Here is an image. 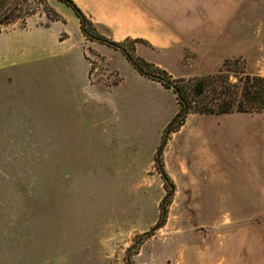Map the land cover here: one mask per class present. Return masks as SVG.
I'll use <instances>...</instances> for the list:
<instances>
[{
  "label": "rangeland",
  "instance_id": "obj_1",
  "mask_svg": "<svg viewBox=\"0 0 264 264\" xmlns=\"http://www.w3.org/2000/svg\"><path fill=\"white\" fill-rule=\"evenodd\" d=\"M74 1L85 11L91 5ZM220 1L205 0L211 9ZM58 2L0 0V32L42 13L58 18L53 7ZM190 12L229 19L217 31L207 25L209 37L226 54L240 51L237 66L243 71L264 76L262 49L247 56V39L261 40L263 34L264 0ZM184 13L178 10L175 18ZM237 21L239 43L230 30ZM83 36L91 82L117 84L118 69L127 76L133 66L119 50ZM5 44L6 35H0V264H264V202L205 200L235 193L213 188L245 185L244 177L220 166L231 163L227 147L246 145L237 134L248 128L245 121L203 115L199 127L187 128L201 133L169 131L159 155L165 181L157 151L173 118L158 132L148 114L85 103L76 86L65 88V73L50 66L16 77L6 65ZM134 54L152 62L146 42H136ZM206 70L212 68L188 72L198 77L218 69L203 74ZM224 75L236 80L233 70ZM117 118L126 130L112 120ZM200 148L217 152V159L194 167ZM237 244L249 247H231Z\"/></svg>",
  "mask_w": 264,
  "mask_h": 264
},
{
  "label": "crops",
  "instance_id": "obj_2",
  "mask_svg": "<svg viewBox=\"0 0 264 264\" xmlns=\"http://www.w3.org/2000/svg\"><path fill=\"white\" fill-rule=\"evenodd\" d=\"M89 1L91 5L87 11L80 8L98 29L101 28L103 35L114 41H123L127 38L144 40L150 45L151 55L150 58L144 57L174 77L196 76L188 71L197 66L211 67L212 70H206L203 74L210 73L218 69L224 59L240 55V51L226 54L222 45L215 41L216 38L213 40L209 37L212 30H208V26L217 31L224 28L229 19H208L199 13L190 12L198 8L203 10L207 8L209 11L232 10L239 0H221L213 9L207 7L205 0ZM53 7L58 13L56 19H48L42 13L38 18L28 17L25 26L12 23L11 27L0 32V35H6L4 51L8 57L6 65L10 68L9 72L17 77L19 72L36 74L49 66L55 68L56 72L62 70L60 72L67 76L65 88L76 86L78 93L84 94L85 103L94 101L101 107L103 105L102 108L105 110L108 109L107 105L111 108L118 105L120 113L134 109L135 112L148 114L157 123L154 128L158 132L161 131L178 111L175 92L160 82L141 75L132 66L128 69L127 76L118 69L121 78L117 84L110 87L104 81L91 82L88 76L90 62L86 56L84 36L78 17L62 2L55 3ZM180 9H184L186 13L182 18H175L176 12ZM69 23L73 26L72 30L68 28ZM262 25L261 40L247 39L249 52L247 56L261 48L264 58V19ZM240 26L242 24L237 21L232 23L230 29L231 33L235 34L237 43L240 39ZM99 46L104 48V45ZM203 115L207 114L188 113L177 132L184 133L188 130L191 134L201 133L187 128L199 127ZM208 115H217L226 120H242L247 123L248 128L237 132L245 136L246 145L240 148H236L235 145L227 147L224 153L225 157L231 159V163L220 164L221 167L244 177L245 185L213 188L211 191L235 193H220L205 200L264 202V112ZM112 120L117 122L119 128L126 130L127 126L123 122L120 123V118ZM235 133L232 131L231 135ZM217 156V152L213 154L210 150L200 148L194 153L193 165L209 166ZM252 240L253 238L247 240V243L252 244ZM231 247L242 249L249 245L237 244Z\"/></svg>",
  "mask_w": 264,
  "mask_h": 264
},
{
  "label": "trees",
  "instance_id": "obj_3",
  "mask_svg": "<svg viewBox=\"0 0 264 264\" xmlns=\"http://www.w3.org/2000/svg\"><path fill=\"white\" fill-rule=\"evenodd\" d=\"M69 6L80 22L82 33L90 40L106 44L119 50L130 64L140 74L160 82L176 93L179 109L167 127L169 131L177 130L185 121L188 113L199 114H224V113H255L264 112V76L251 74L238 67V58H226L215 73L189 78H174L165 69L134 54L136 42H145L139 38H127L123 41H114L103 35L74 0H59ZM225 70H233L236 80L228 81L224 75ZM193 82L188 88L187 83ZM213 95L208 97V94ZM192 96H200L202 99L195 102ZM185 108V109H184ZM162 149V145H160ZM157 151L159 171L165 181L168 175L160 164V151ZM166 198L164 199V206ZM151 230L143 235L150 234Z\"/></svg>",
  "mask_w": 264,
  "mask_h": 264
},
{
  "label": "water",
  "instance_id": "obj_4",
  "mask_svg": "<svg viewBox=\"0 0 264 264\" xmlns=\"http://www.w3.org/2000/svg\"><path fill=\"white\" fill-rule=\"evenodd\" d=\"M185 109V108H184ZM168 130H169V127H166V130H165V134H164V137H163V139H162V142H161V145H163V143L165 142V138H166V135H167V133H168ZM160 149H161V147H160ZM171 187V190H173V187L172 186H170ZM164 203V199L162 200V204ZM161 222V221H160ZM149 232V231H148Z\"/></svg>",
  "mask_w": 264,
  "mask_h": 264
}]
</instances>
